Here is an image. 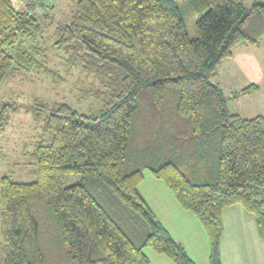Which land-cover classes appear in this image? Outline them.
Wrapping results in <instances>:
<instances>
[{"label":"trees","instance_id":"trees-1","mask_svg":"<svg viewBox=\"0 0 264 264\" xmlns=\"http://www.w3.org/2000/svg\"><path fill=\"white\" fill-rule=\"evenodd\" d=\"M15 1L0 0V82L41 65L44 52L34 43L55 23L47 40L67 69L92 77L96 85L88 94L100 107L89 114L40 100L31 109L40 129L31 153L37 178H0L2 264H47L43 247L57 242L68 262L54 264H148L145 247L175 264H196L142 196L144 169L202 225L208 264H221L227 206L250 213L264 241V116L231 112L212 81L237 46L260 44L264 2L187 0L200 13L190 37L175 0H67L69 21L48 23L47 13L37 15L45 3L25 0L18 7ZM169 86L178 96L164 122V112L151 110L163 103ZM145 90L153 105L146 117H135ZM257 90L250 84L232 96ZM14 110L0 105V132ZM73 173L81 181L64 185ZM35 195L42 196L58 231L36 214Z\"/></svg>","mask_w":264,"mask_h":264},{"label":"rangeland","instance_id":"rangeland-1","mask_svg":"<svg viewBox=\"0 0 264 264\" xmlns=\"http://www.w3.org/2000/svg\"><path fill=\"white\" fill-rule=\"evenodd\" d=\"M35 1L46 4L43 8H38L37 15L39 17L41 12L47 13L50 16L46 19L47 23V20L69 21L72 9L69 1ZM175 1L182 11L187 33L193 37L195 35V20L200 16V13L192 11L187 0ZM244 1L247 6L254 1L264 2V0ZM24 2L25 0H20L13 2V4L21 7ZM54 25L55 23H52L51 27L46 28L34 43L40 46L44 52L43 56H38L41 65L28 67L12 76L8 75L0 82V105L5 103L15 108L5 130L0 132V178L8 176L17 182L36 180L37 165L31 157V153L34 150L35 142L39 139L40 129L33 122L31 109L40 100L65 102L79 112L89 114L95 113L100 107L99 101L88 94L96 85L92 77L85 76L77 69H67L61 61L60 55L53 50L51 43L47 40V37L52 34ZM259 46L260 49L254 51V55L245 53L243 48L246 47H236L231 57L221 61L212 77L213 82L220 81L221 88L226 94H231L237 87L235 85L243 87L248 84H255L260 87L258 95L250 97L244 95L231 96L230 109L239 111L242 113L241 116L247 118L256 115L264 116V36ZM45 68L52 73L45 72ZM216 73L218 77H215ZM148 94V90L142 92L140 108L135 117H146L147 107H150V104L153 105L150 103ZM176 96H178L177 90L172 86L167 87L163 103L153 105L151 113L155 114L158 111L160 114L164 112V122L170 121V114H172V108L174 109L177 100ZM182 121L181 118L178 119V126ZM143 175L144 178L139 184V190L169 234L182 244L187 255L196 264H208L209 242L202 225L190 211L183 209L178 204L173 193L161 179L156 178L149 169H144ZM81 179V175L78 173L66 174L64 185L78 183ZM32 205L36 214H39L38 217L41 215L46 217L48 226L52 228L55 225L57 229L55 218L51 215L42 196H33ZM245 216V218H249L252 215L247 212ZM57 243L55 247H43L45 263L68 262L66 249L59 242ZM144 252L149 259L148 264H175L150 247H145ZM2 256L0 250V264L3 262Z\"/></svg>","mask_w":264,"mask_h":264},{"label":"crops","instance_id":"crops-1","mask_svg":"<svg viewBox=\"0 0 264 264\" xmlns=\"http://www.w3.org/2000/svg\"><path fill=\"white\" fill-rule=\"evenodd\" d=\"M242 47H246L243 50L251 55H254V51L260 49L259 45ZM215 77H218L217 73ZM216 83L222 87L219 80H216ZM235 86L237 87L231 94H224L229 98L227 99L228 109L241 115L242 113L230 109L229 106L232 101L231 96L245 87ZM259 93L260 87L255 93L244 96L250 97ZM246 213L241 205H230L223 210L224 233L220 243L221 264H264V241L257 235L252 216L245 218Z\"/></svg>","mask_w":264,"mask_h":264}]
</instances>
